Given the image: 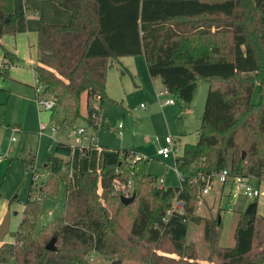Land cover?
I'll return each instance as SVG.
<instances>
[{"label":"trees","instance_id":"trees-1","mask_svg":"<svg viewBox=\"0 0 264 264\" xmlns=\"http://www.w3.org/2000/svg\"><path fill=\"white\" fill-rule=\"evenodd\" d=\"M54 1L73 16L68 26L41 24L37 33L35 70L43 96L56 100L54 127L75 125L84 95L86 121L98 127L108 72L121 58L144 56L151 78L184 110L199 82H208L199 141L176 158L178 188L160 187L148 171L150 159L129 149H105L99 172L90 169V150L83 149L75 186L73 148L59 144L46 166L51 178L31 185L15 241L0 247V264H92L94 254L108 264H264V216L256 208L240 216L230 248L221 245L222 220L197 213L206 183L224 170L264 183V0ZM18 18L13 0H0V39L16 36ZM0 48L2 65L9 66L2 78L19 59ZM27 165L36 174L35 160ZM61 181L67 183L63 215L36 235L40 203ZM123 197L134 199L126 205ZM175 198L183 212L168 215ZM190 225L203 226L204 263L196 243L188 242Z\"/></svg>","mask_w":264,"mask_h":264},{"label":"rangeland","instance_id":"rangeland-1","mask_svg":"<svg viewBox=\"0 0 264 264\" xmlns=\"http://www.w3.org/2000/svg\"><path fill=\"white\" fill-rule=\"evenodd\" d=\"M32 1L28 0V3L31 4L33 3ZM24 8L25 0H13L14 10L23 11ZM29 13L31 12L29 11ZM2 43L9 48L11 45L14 47L17 43L22 58L29 60L30 45L35 44L36 40L33 36L29 38L26 32L17 33L16 27L15 39L7 36L3 38ZM0 54H3V49L1 48ZM121 68H125L128 73L122 76ZM153 90L154 87L144 56L119 59L115 63L114 68L108 72L107 99L104 102L102 118L100 114L99 120H97L98 128L91 127L86 121L88 115L87 98L84 95L81 118L78 119L73 127L57 129L54 136L49 132L52 126H49L48 130L43 133L40 130L41 137L34 139L33 144V155L36 156L35 179H33L32 173L24 171L23 174H20L16 186H14L8 180L5 182L6 168L0 171V215L3 213V207L11 203L9 211L11 214L10 231L6 235V239L14 238L18 230L22 209L28 200L32 181L34 180L35 185L41 187L51 178L50 170L46 166L48 161L56 156V148L60 143L77 148L71 161V175L75 182L78 177L80 149L90 148L92 141H95L91 154L92 169L100 170L102 167L100 147L129 149L138 153L144 159H150L148 165L150 175L158 180L165 179L166 188H178L181 186L176 172V158L183 155L184 147L187 144H196L199 141L198 129L205 111L209 84L204 80L199 82L189 110H184L183 104L170 94L166 95V99L175 100V105L162 109L157 103L156 93L154 97L150 96V92H153ZM252 101L254 104H258L260 101L258 87L254 90ZM82 129L87 131V135L79 134ZM13 137L15 138L13 144H16L19 138L17 135ZM167 138H173L176 141V150L165 160L158 156V151L167 146ZM11 174L12 172L8 176L10 177ZM217 184L219 183L214 181L210 186L208 196L203 195L202 190L197 213L211 220L218 219L220 214L223 224L221 245L230 248L234 247L236 243L235 227L237 216L239 213H246L252 202L249 198H245L242 195L234 196V194H231L219 197L214 191ZM66 199L67 183L65 181L60 182L58 192L55 195H44L35 224L36 235L45 226L62 217ZM207 203L208 206L206 205ZM7 214L8 212L4 214L1 222L4 221ZM188 242L196 243L201 256L200 261L203 263L202 259H206L209 254V245L204 239L203 226L190 225ZM93 257L95 261L92 264H108L100 256L94 254ZM9 264H14V262Z\"/></svg>","mask_w":264,"mask_h":264},{"label":"crops","instance_id":"crops-1","mask_svg":"<svg viewBox=\"0 0 264 264\" xmlns=\"http://www.w3.org/2000/svg\"><path fill=\"white\" fill-rule=\"evenodd\" d=\"M32 2L33 3L30 4L28 3V0H25V8L23 11L14 10V13L19 17L16 24L17 33L26 32L29 38L33 36L37 43V33L41 24L65 25V26L71 24L73 18L72 12L60 7L54 0H33ZM29 11L31 13H29ZM15 37L13 39H15ZM2 40L3 39H0V44H2L8 50L14 52L19 59L18 62H16L14 65L10 67L7 76L0 78V157L2 158V160L0 161V171L6 168L7 174H6L5 182L8 180L14 186H16L20 174L21 173L23 174L24 171H26L27 173H32L33 179H35V175H34L35 173L28 167L27 162H30L31 160H35V168H36V159H35L36 156L33 155L34 139H37V137L39 136L41 137L40 130L42 125H45V129L41 131L42 133L48 130L49 126H52L53 129V124L51 123L52 112H45L40 110L36 103L35 89L37 87L36 85L37 73L35 69L36 66L38 65L36 43L30 45V59L24 60L22 58V54L18 49L17 43L14 45V47H12L11 45L12 48L11 47L9 48L2 43ZM3 63H4V52L3 54H0V65ZM126 73H128V71L125 68H121V75L123 76ZM151 81L154 90L153 92H150V96L154 97L156 93L157 103L159 104V106L162 109H164V107L175 105V104L173 105L165 104L166 100H168L166 99V95H169V93H167L163 82L160 79H152V78ZM162 99H164L165 101ZM101 118H102V113H101ZM94 128H98V127H94ZM52 129H50L49 132L52 136H54L57 132V128L55 132H53ZM85 134L87 135L86 130L84 134H80V135H85ZM16 135L18 136L19 141H17L16 144H13V142H15V138L13 136ZM91 144L92 146L90 148L80 149V155L83 149H89L90 150L89 167L92 171L99 172L102 169V167L100 170L91 168V154L94 148L93 145L95 144V141H92ZM76 149L77 148H73V154L70 159L71 161L72 158L74 157V152L76 151ZM100 149L102 153V166H103V153L105 149H111V148L100 147ZM11 172L12 174L9 177L8 174H10ZM178 176L181 182L180 175ZM161 180L164 181V187H165L166 180L165 179H161ZM73 182L74 185L77 186L78 177L76 182L74 180ZM33 183H35L34 180L32 181L31 185ZM255 185L259 186L258 183H255ZM214 191L217 193L219 197L233 194L231 186H223V185L220 186V184L216 185ZM28 199H29V195H28ZM251 202H252L251 204L253 203L257 204L256 206L257 216H264V198H259L258 202H255L254 200H251ZM206 205L208 206V203ZM25 208L26 205L22 209L20 222L22 220ZM10 209H11V203L3 207V213L0 215V224L2 223L1 220L4 214L6 212L9 213ZM241 215L242 213H239V215L237 216L236 225ZM219 219L221 220L220 214H219ZM14 241H15L14 238L6 239L5 236L3 242H0V247L5 243L13 244Z\"/></svg>","mask_w":264,"mask_h":264},{"label":"built area","instance_id":"built-area-1","mask_svg":"<svg viewBox=\"0 0 264 264\" xmlns=\"http://www.w3.org/2000/svg\"><path fill=\"white\" fill-rule=\"evenodd\" d=\"M8 67L9 66L7 65L3 66L1 64L0 71L4 69H8ZM36 85L37 87L35 89V98H36V103H37L38 108L45 112H52L56 106L55 98H46L43 96L44 87L38 78L36 81ZM165 104L173 105L175 104V100L168 99L166 100ZM94 110L98 111L99 106L95 105ZM44 129H45V125H42L41 131H43ZM52 130L53 132H55L56 127L53 126ZM84 133H85V130L83 129L79 131V134H84ZM166 145L167 146L165 148L160 149L158 151V156H160L162 159H165V160L168 159L176 150V143L173 138H167ZM1 160L2 158L0 157V161ZM176 172L179 175L177 169H176ZM214 181H217L219 184L223 186H231L234 196L243 195L249 198L250 200H254V201L262 197L264 198V183L257 186L254 184L255 181L251 177L231 178V176L229 175V172L227 170H224L215 176ZM214 181L212 182L209 181L206 183V186L203 188V195L209 194L210 186L214 183ZM163 186H164V181L160 180V187H163ZM183 209H184V203L181 202L178 198H175L172 210L169 211L168 215H172L176 212L182 213ZM91 261L94 262L95 258L92 257Z\"/></svg>","mask_w":264,"mask_h":264},{"label":"water","instance_id":"water-1","mask_svg":"<svg viewBox=\"0 0 264 264\" xmlns=\"http://www.w3.org/2000/svg\"><path fill=\"white\" fill-rule=\"evenodd\" d=\"M245 156V154H244ZM134 198H128V197H123L122 198V202L126 205L132 203ZM257 204L253 203L249 206L248 210L246 211V214L248 215H252L254 213V210L256 208ZM9 229H10V214L8 213L4 219V221L2 222V224L0 225V242H3L4 237L9 233ZM53 243L51 242L48 246L47 249L48 250H52Z\"/></svg>","mask_w":264,"mask_h":264}]
</instances>
